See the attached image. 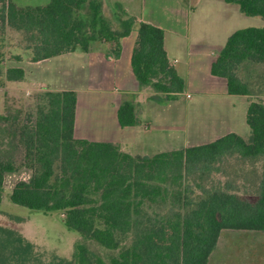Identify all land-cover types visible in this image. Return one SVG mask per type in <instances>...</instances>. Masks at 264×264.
<instances>
[{"label":"trees","instance_id":"16d2710c","mask_svg":"<svg viewBox=\"0 0 264 264\" xmlns=\"http://www.w3.org/2000/svg\"><path fill=\"white\" fill-rule=\"evenodd\" d=\"M224 1L236 4L244 15L264 20V0ZM4 9L6 23L25 34L30 61L75 49L87 51L95 41L107 42L109 54L117 58L120 39L135 27L131 68L139 87L149 88V98L157 103L176 99L184 90V79L169 64L163 48V30L132 16L113 29L101 0H49L32 7H17L7 0ZM245 62L264 65L263 27L232 32L210 71L226 79L229 94L249 96L246 82L237 75ZM23 77L19 67L4 72L7 81ZM38 98L34 121L18 134L31 175L15 183L9 200L29 210L63 211L68 229L108 249L128 239L111 264H207L221 230L264 231V166L253 200L199 183L195 194L188 184L190 174L208 172L226 156L264 159L262 102L248 100L247 141L228 133L207 144L131 156L112 143L73 138L74 91L45 90ZM117 120L120 126L137 124L130 101L119 105ZM15 171L13 160L0 156V202L4 174ZM76 247L78 264H104L86 255L82 244Z\"/></svg>","mask_w":264,"mask_h":264},{"label":"crops","instance_id":"0c3cea01","mask_svg":"<svg viewBox=\"0 0 264 264\" xmlns=\"http://www.w3.org/2000/svg\"><path fill=\"white\" fill-rule=\"evenodd\" d=\"M101 1L113 29L120 20L132 16L163 30L168 62L185 82L176 99L157 103L149 98V88L139 87L131 68L135 27L120 39L117 58L109 54L107 42L95 41L87 51L75 49L23 61L14 66L23 70V79L6 82L24 84L30 92L74 91L73 138L112 143L131 156H153L207 144L228 133L248 140V96L229 94L226 79L212 75L210 69L232 32L264 28L260 16L244 15L236 4L224 0ZM123 101L134 105L137 124L119 125L117 109Z\"/></svg>","mask_w":264,"mask_h":264},{"label":"rangeland","instance_id":"374dc122","mask_svg":"<svg viewBox=\"0 0 264 264\" xmlns=\"http://www.w3.org/2000/svg\"><path fill=\"white\" fill-rule=\"evenodd\" d=\"M0 0V156L13 160L17 171L4 174L0 202V264H78L77 247L82 244L86 255L111 264L120 247L108 249L64 225L63 211L29 210L10 202L9 194L18 181H27L31 171L18 138L20 130L34 121L40 104L38 95L45 91H27L24 84H11L4 79L9 67L29 61L25 34L11 28L5 21L4 3ZM17 7L45 5L49 0H11ZM83 12L87 15L86 10ZM237 75L246 82L251 94L248 100L264 104V65L245 62ZM264 159L226 156L208 172L192 173L189 186L198 193L195 183L207 187L227 188L243 198L258 195ZM57 164H55V168ZM209 264H264V232L223 230Z\"/></svg>","mask_w":264,"mask_h":264}]
</instances>
